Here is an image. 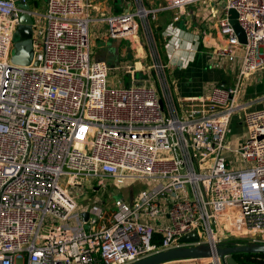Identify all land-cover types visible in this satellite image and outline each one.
Returning a JSON list of instances; mask_svg holds the SVG:
<instances>
[{
	"label": "built area",
	"instance_id": "2783aa9c",
	"mask_svg": "<svg viewBox=\"0 0 264 264\" xmlns=\"http://www.w3.org/2000/svg\"><path fill=\"white\" fill-rule=\"evenodd\" d=\"M28 1L0 0V264H129L200 243H264V98L259 107L242 100L264 70V0H165L173 24L200 3L192 12L206 14L197 43L211 64L236 73L232 84L188 98L173 95L161 61L163 95L136 79L145 66L140 30L151 32L154 19L144 0L97 20L93 0H46L43 13L29 8L33 60L12 65L26 10L20 3ZM232 8L245 42L230 22ZM94 21L106 24V39L126 40L132 56L113 67L92 57ZM113 70L132 82L110 83ZM234 116L245 136L230 145ZM126 172L149 186L112 206L77 199V188L119 190L111 180ZM192 231L199 239L183 241Z\"/></svg>",
	"mask_w": 264,
	"mask_h": 264
},
{
	"label": "crops",
	"instance_id": "0c3cea01",
	"mask_svg": "<svg viewBox=\"0 0 264 264\" xmlns=\"http://www.w3.org/2000/svg\"><path fill=\"white\" fill-rule=\"evenodd\" d=\"M101 1L93 0L95 8L91 10V15L96 20L103 13H124L129 6L133 7V0H103L105 3H101ZM144 3L147 8L154 12V19L150 17L149 26L153 24L163 26V31L169 33L172 38V40L169 39L167 44L166 55L169 59L168 61L173 65V68L168 66L170 71L174 73V77L172 75L171 77L175 78L173 83H175L174 95L176 98L206 95L214 85H230L234 82L236 73L233 67L229 64L222 66L211 64L208 60L206 49H203L201 44L197 43V36L204 27L206 14L202 13L200 17H196L192 12L196 13L199 11L200 6L198 5L200 3L190 5L191 15L177 24H173L175 12L166 7L165 0H144ZM28 4L31 9L39 10L41 13L46 8V0H29ZM103 7H106L108 11H103ZM106 27V24L102 21L92 22L90 30L92 29L94 34L92 38L94 47H100L106 44L104 42L110 43L112 41L111 38L106 39L101 34L102 31L106 30ZM150 28L152 27L150 26ZM193 37L195 38V43ZM191 48L193 50H190ZM129 50V46L123 47L122 55L124 53L125 55L121 57L122 60L126 55L128 56ZM263 98L264 70L250 78L243 92L242 100L249 101L251 105L259 107L263 104Z\"/></svg>",
	"mask_w": 264,
	"mask_h": 264
},
{
	"label": "rangeland",
	"instance_id": "374dc122",
	"mask_svg": "<svg viewBox=\"0 0 264 264\" xmlns=\"http://www.w3.org/2000/svg\"><path fill=\"white\" fill-rule=\"evenodd\" d=\"M103 2V0L101 1ZM103 11H108L106 7H103ZM140 19V18H139ZM150 22V20H149ZM154 26V25H150ZM159 30V34L161 36L159 44L165 47V51L167 49V44L169 42V39L172 40V38L169 36V33H166L163 31V26H160L159 24H156L155 26ZM90 28H92V23L90 24ZM153 28V27H152ZM107 29V28H106ZM152 31V30H151ZM155 31V28L153 32ZM141 34V41L144 48V57L140 60L142 63L145 64L144 67L139 69L136 73V79L142 83L146 84H153L158 92L160 94H164L163 91L165 90L166 84H164L161 80V77L163 73L161 72L160 68L157 67L158 62L161 61V63L164 65V73L167 78V86L171 90V92L174 95V85L175 83L172 78L174 77V73L170 71L171 66L173 68L172 63L168 61L169 59L161 55L157 49V43L152 37V32H149L147 27L143 26L140 30ZM94 37L93 30H90V46H91V54L92 57L95 59H101L107 61L109 65L113 64L118 65L122 62L121 57L125 55H122V49L125 46H128V43L124 39H116L113 40L110 43L104 42L106 44H103L100 47H94L92 44ZM184 40V38H182ZM194 43L195 38L193 37ZM14 45L11 49V57L14 55ZM167 53V52H166ZM167 56V55H166ZM169 65V66H168ZM172 75V77H171ZM108 81L116 82L118 84H121L122 86H127L132 82V79L130 76L124 72V71H118L113 70L110 72ZM241 118L238 116H234L232 118L231 124H230V130L227 135V142L230 145H234L235 139H242L245 136V128L244 125L241 123ZM120 181L121 187L119 188V191L116 192L114 189H112L111 186H108L107 189H92L86 188L80 189L77 188L78 197L77 199H81L85 203L92 204L94 202L95 198H98L103 206H112L115 203H119L123 200H129L132 196V193L138 192L144 188H147L149 186V183L144 180V177L136 176L133 172H126V175L119 178H112L111 182H115L116 180ZM105 180L108 182V177L105 178ZM70 190V188H68ZM114 191V192H113Z\"/></svg>",
	"mask_w": 264,
	"mask_h": 264
},
{
	"label": "water",
	"instance_id": "95a60500",
	"mask_svg": "<svg viewBox=\"0 0 264 264\" xmlns=\"http://www.w3.org/2000/svg\"><path fill=\"white\" fill-rule=\"evenodd\" d=\"M26 9L21 17L19 25L14 34V55L11 57L12 65H26L33 60V47L31 45V38L33 35L34 18L29 12L28 3H20ZM230 22L235 28V31L240 41H246L244 30L237 21V12L235 9H230L229 12ZM132 56L129 50L128 57ZM38 63L37 61L35 62ZM114 64H111L113 67ZM160 104L163 107V99H160ZM118 192L119 190H114ZM83 216L87 219L88 213L84 212ZM199 236L195 231L189 232L182 236L183 241H197ZM236 253H264V243L261 242H247L243 244L236 243H222L212 244L210 242L200 243L192 246L175 247L142 257L129 264H166L173 260L183 258H209L212 256H219L225 263L238 264L234 258ZM227 256V260L225 258Z\"/></svg>",
	"mask_w": 264,
	"mask_h": 264
},
{
	"label": "trees",
	"instance_id": "16d2710c",
	"mask_svg": "<svg viewBox=\"0 0 264 264\" xmlns=\"http://www.w3.org/2000/svg\"><path fill=\"white\" fill-rule=\"evenodd\" d=\"M155 26L156 25L151 26L153 27L151 28L152 31L155 28V31L152 32L153 38L157 43L159 53L166 58L165 47L159 44L161 36L159 34V30ZM234 258L238 264H264V253H236L234 254Z\"/></svg>",
	"mask_w": 264,
	"mask_h": 264
}]
</instances>
